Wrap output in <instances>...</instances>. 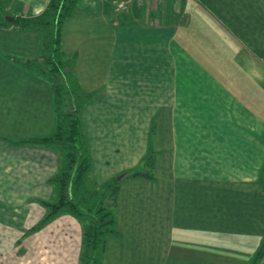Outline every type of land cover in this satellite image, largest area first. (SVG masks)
<instances>
[{
	"label": "crops",
	"instance_id": "0c3cea01",
	"mask_svg": "<svg viewBox=\"0 0 264 264\" xmlns=\"http://www.w3.org/2000/svg\"><path fill=\"white\" fill-rule=\"evenodd\" d=\"M48 2L0 0L11 17ZM42 44L0 25V264H79V220L38 227L61 163L31 142L54 124L53 85L23 63ZM60 48L75 58L92 184L155 152L153 180L120 181L101 264H250L264 237V0H76Z\"/></svg>",
	"mask_w": 264,
	"mask_h": 264
},
{
	"label": "trees",
	"instance_id": "16d2710c",
	"mask_svg": "<svg viewBox=\"0 0 264 264\" xmlns=\"http://www.w3.org/2000/svg\"><path fill=\"white\" fill-rule=\"evenodd\" d=\"M76 0H49L37 16H12L7 22L0 14V25H12L19 30L35 29L42 37L39 56L24 65L35 66L40 75L53 85L54 124L52 133L31 142L57 151L61 158L58 171L50 178L56 198L42 201L46 214L38 227L60 214H68L82 224V248L79 264H101L108 237L117 233L116 202L120 181L127 177L155 178V152L149 149L135 169L124 171L109 182L94 189H86L85 181L91 168V159L78 119L82 103L76 83L75 58L61 56V34ZM6 7L0 4V9ZM20 63L19 61H17ZM264 256V237L250 264H258Z\"/></svg>",
	"mask_w": 264,
	"mask_h": 264
},
{
	"label": "rangeland",
	"instance_id": "374dc122",
	"mask_svg": "<svg viewBox=\"0 0 264 264\" xmlns=\"http://www.w3.org/2000/svg\"><path fill=\"white\" fill-rule=\"evenodd\" d=\"M2 13H4L5 15H7L8 14V11L6 10V12L3 10V9H0V14H2ZM120 14V13H119ZM122 14V13H121ZM79 24H78V22L77 23H75V25H73L71 28H69L68 30L70 31L71 30V32H80L79 30ZM65 32V31H64ZM63 50V49H62ZM63 52L65 53L66 52V50L64 49L63 50ZM67 55H69V54H67ZM70 57H67V58H65V59H69ZM81 67V66H80ZM262 76H264L263 74H262ZM260 84H261V87H262V89H260V91H261V95H262V100L264 99V79H260L259 81H258ZM250 101V100H249ZM248 100H247V98L245 99V102H249ZM250 106V105H249ZM256 107V110L257 111H259L260 109H262L261 111H260V113L261 112H263V103H262V105H258V106H255ZM257 107H260V108H257ZM136 168V167H135ZM135 168H132V170L133 169H135ZM119 176H121V175H117L116 177H115V179L116 180H118V177ZM86 183H85V188L87 189H94V188H97V187H102V185L101 186H95V185H93L92 184V182L93 181H91V179L89 178V177H87V179H86V181H85ZM120 186H121V184L119 185V189H118V193H117V196H120L121 194H120V192H121V188H120ZM124 196H125V193H124ZM56 198V196H53L52 197V200H54ZM8 235L7 234H4V233H2V232H0V242L2 241V240H4L6 237H7ZM217 238H219L220 239V237H217ZM244 242H246L245 243V245H246V249H245V253H246V255H251V258H252V255H253V253H254V251H256L255 249L256 248H253V244L251 243V241L249 240V239H246L245 240V238H243L242 239V243H244ZM244 245V246H245ZM259 247V246H258ZM246 261H247V259H246ZM246 263H248V261L246 262Z\"/></svg>",
	"mask_w": 264,
	"mask_h": 264
},
{
	"label": "built area",
	"instance_id": "2783aa9c",
	"mask_svg": "<svg viewBox=\"0 0 264 264\" xmlns=\"http://www.w3.org/2000/svg\"><path fill=\"white\" fill-rule=\"evenodd\" d=\"M119 8H120L121 10L126 9V8H127L126 3H125V2H121V3L119 4Z\"/></svg>",
	"mask_w": 264,
	"mask_h": 264
},
{
	"label": "water",
	"instance_id": "95a60500",
	"mask_svg": "<svg viewBox=\"0 0 264 264\" xmlns=\"http://www.w3.org/2000/svg\"><path fill=\"white\" fill-rule=\"evenodd\" d=\"M6 18V20L8 21V22H11L12 20H13V18L12 17H5ZM120 179V177H118V180Z\"/></svg>",
	"mask_w": 264,
	"mask_h": 264
}]
</instances>
